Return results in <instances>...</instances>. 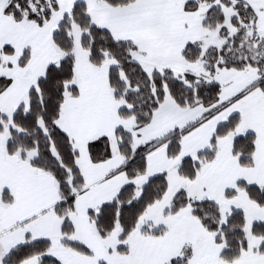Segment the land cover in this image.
<instances>
[{
  "label": "snow or ice",
  "instance_id": "1",
  "mask_svg": "<svg viewBox=\"0 0 264 264\" xmlns=\"http://www.w3.org/2000/svg\"><path fill=\"white\" fill-rule=\"evenodd\" d=\"M0 264H264V0H0Z\"/></svg>",
  "mask_w": 264,
  "mask_h": 264
}]
</instances>
